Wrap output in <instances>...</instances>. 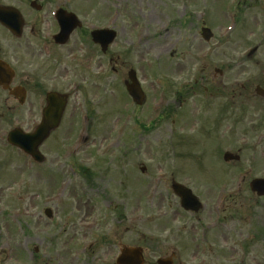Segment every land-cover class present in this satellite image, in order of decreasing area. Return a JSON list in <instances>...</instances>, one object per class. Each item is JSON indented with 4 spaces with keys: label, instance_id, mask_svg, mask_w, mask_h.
Wrapping results in <instances>:
<instances>
[{
    "label": "flooded vegetation",
    "instance_id": "af4514ba",
    "mask_svg": "<svg viewBox=\"0 0 264 264\" xmlns=\"http://www.w3.org/2000/svg\"><path fill=\"white\" fill-rule=\"evenodd\" d=\"M76 3L77 0H0V152L21 155L8 142L9 135L21 138L23 133H36L44 119L49 118L46 121L49 135L38 148L45 159L43 163H32L36 175L48 177L52 194L54 182L97 183V146L95 141L88 140L90 135H97V78L105 79L116 103L115 118H126L128 142L123 145L127 151L145 149L141 146L153 118H157L153 126L167 133L160 139L162 157L156 178L164 194L152 191L159 195L160 206H156L153 217L136 223L130 222L127 215L131 212L126 207L129 192L120 193V202H115L110 194L116 205L102 201L106 205L105 214L114 215V223H110L97 217L100 213L95 205L97 187L92 195H85V190H62L61 196L66 193L73 194L75 199L80 197L77 205L68 209L55 207L47 228H39L40 223L19 222L20 237L14 241L13 249L15 264L25 252L29 255L26 264H117L123 247L141 248L142 257L132 254L122 259L128 264L139 261L140 264H199L197 249H192L196 240L185 243L182 236L187 228L175 227L179 216L185 218L184 215L190 214L195 219L197 213L182 211L180 199L172 191L173 183L193 177L192 171L180 165L184 158H195L192 134L201 141L208 138L215 141L212 151L220 165L216 176L231 166L241 168L234 181L246 188L235 193L247 195L242 203L264 206V193L249 189L251 181L264 180L261 169L264 167V0H216L215 4L206 6L196 22L193 38H198L207 50L191 52L194 71L190 80L181 82L182 78L178 77L174 83L171 77L166 79V75H161L164 84L166 80L170 83V90L166 94L163 87L164 97L158 101L157 115H152L150 110L151 86L146 80L149 71L145 63L142 69H136L130 53L103 55L107 58L109 75L101 78L105 71L102 72L101 63L97 64V44L90 38L94 27L86 25L85 9ZM229 23V30L225 31ZM73 27L67 35L63 33ZM203 28L208 29L207 41L201 38ZM139 53L143 59L144 51ZM135 84L143 95L140 104L133 102L127 93V88ZM49 95L56 99L50 105ZM119 95L120 100L123 98L121 103ZM198 102L205 104L201 107L206 110L201 116L202 129L194 131L192 124ZM119 104L123 105V111H115ZM118 120L114 121L116 128ZM226 151L232 155L225 158ZM7 160L0 159L3 163ZM108 163L116 168L120 166L128 187L133 180L134 165L127 153L118 164L116 159ZM108 169L104 167L103 171L107 173ZM140 170L145 172L146 167ZM150 180H155L154 175ZM234 196L212 201L209 211L213 217L206 226L209 236L215 234L220 240L226 237L225 232L218 230L224 231L225 226L226 216L220 218V214L236 202ZM51 199L53 202L52 195ZM92 200L94 206L90 205ZM166 210L171 213L167 215ZM18 218L22 221L23 216L19 214ZM30 219H37V215ZM89 222L93 227L84 230L83 226ZM143 226L148 233L150 230L154 233L148 235L139 230ZM251 241L244 238L242 247ZM221 244L225 249L227 239ZM214 245L212 241L208 257L215 252ZM0 253L6 251L1 248ZM222 259L220 264L244 262L242 259L236 262L230 256Z\"/></svg>",
    "mask_w": 264,
    "mask_h": 264
},
{
    "label": "rangeland",
    "instance_id": "374dc122",
    "mask_svg": "<svg viewBox=\"0 0 264 264\" xmlns=\"http://www.w3.org/2000/svg\"><path fill=\"white\" fill-rule=\"evenodd\" d=\"M214 1L216 0H77L78 3L76 4L83 6L82 8L85 9L86 18L84 22H86V25L92 24L97 29L108 28L115 30L117 38L109 49L108 54L118 53L128 55L130 53L129 56H131L133 66L136 69H142L143 63L149 65L150 72H146V69L145 72L148 74L146 80H148L151 86L148 94L149 102H151L157 94L154 89L152 90V82H154L152 77L154 75H158L159 77L166 75V79H168L167 76L180 77L182 78L181 82L192 78L194 66L191 60V52L194 49H198L199 52L207 50V46L198 38H193L196 22L200 18L201 13L204 12L206 6L212 3L215 4ZM139 37H141L139 39L140 42H138ZM163 47H165L166 53L159 55L160 49ZM139 51H144L143 59ZM171 53L174 54L172 58ZM98 63H101L102 72L105 71V76L103 75L101 78L108 77L107 58L102 56L97 48ZM166 82L168 83L167 80ZM106 84L105 79L97 78V113L99 116L97 117V136L90 135V139L88 140L95 141L97 155L101 156L104 154L103 151L105 149L109 150L107 144L114 145L117 137L115 133L113 135L115 129L113 121L118 120L113 113V107L115 108L116 103L110 94L111 86H107ZM167 85H165V88L169 93L170 85ZM101 97L104 102L103 104L100 103L98 108V102ZM122 99L121 97V101ZM200 108L202 111L204 110V107ZM200 108L197 106V109H195L199 117L201 115ZM99 110L101 113H99ZM115 111H123V105L119 104ZM123 121V119L118 120V124L123 123ZM163 131L162 128H152L144 144L141 146H145V149H133L132 151L126 150L125 145H123L127 144L126 136H123L121 137V144L114 151L107 153L102 158L105 162H108L107 159H116V163L118 164L120 157L127 153V157L135 166L133 182L130 183L131 187L129 183L127 187V184L123 181L125 178H122L121 172L123 174L124 172L120 169V166L117 167L116 171L111 166L110 168L108 167L110 175L101 179L97 176V183L95 181L87 182L85 188H81V190H85V194L87 195H92L96 194L94 189L96 190L97 187V204L99 205L105 199L108 205H111L112 202L111 206L116 205L115 202H120L122 196L120 193L131 191L132 194L128 193L127 195L130 201L126 205L128 211L130 210L131 212L127 213V215L131 216L139 213L143 219L148 216L153 217V213H156L157 207L160 206V199L159 195L152 196L149 192L156 186V191L159 194L161 192L164 194L162 186L160 187L159 184L150 180L151 176L157 173L158 167L160 168L161 166L162 154L160 145L158 144L160 143V139L167 134ZM202 131L204 132L205 130ZM136 142H138L137 134H135V141L133 139L135 145ZM194 143L196 144L195 149L198 156L195 158H184L180 160L183 161L182 163L180 162V165L188 171H192L194 174L191 173V175H195L196 177L193 176L192 178L184 179L185 181H181L193 190L205 208L197 213V218L195 219L190 214L184 215L187 216L185 218L179 216V220L175 221V227L187 228L182 236L185 238V243H190L192 239L196 240L192 244V249H197L198 259L201 261L199 264H220L223 260L222 258H228V256L236 262L242 259L244 261L242 264H264V206L261 208L260 205L249 206L242 203L243 201L246 202L243 197L247 195L242 194L246 190L244 185L234 181L238 174L237 172L241 169H238V165L231 166L222 175L216 176L220 171V165L216 162L215 154L212 151V149H215V141H211L208 138L205 141L194 140ZM169 153L170 155L167 157L170 158L172 157V153L170 151ZM1 158L8 159L4 163L2 161L3 165L8 162L10 163L5 167L9 175L2 176L6 173L4 170L0 174V244L5 239L13 243L20 237V232H18V226L16 225L20 220L16 221L14 219L12 215L14 210L22 209L23 212L24 210L28 212L34 210L36 213H41L44 207L51 206L50 208L54 211V205L48 204L47 199L52 194L48 177L46 175H36L34 168H31L30 164H26L24 162L25 159L18 154L8 152ZM98 163L99 161L97 160ZM143 164L146 165L144 173L140 171ZM0 166L2 167L1 163ZM125 169H128V166ZM261 169H264V167ZM72 184H69L70 191L75 192L76 184L73 186ZM220 191H225L226 193L242 191L241 194L234 196L236 202L228 205L220 214V218L226 216L223 222L225 225L224 231L218 228L220 232L226 233V237L224 236L221 240L217 239L215 234L209 236L206 227L213 217L212 214L210 215V206H212V201L215 200L216 193ZM110 194L115 202L112 201ZM68 196L66 194L63 203H68L69 205L71 201H75V198L73 194ZM91 202L90 205L93 204ZM97 204L95 205L97 206ZM102 205L105 206V204ZM60 207L58 206V208ZM139 209L141 210L139 211ZM166 212L167 215L171 213L167 210ZM100 213L99 217L103 220L102 222L104 220L110 223L113 222V214ZM66 216L70 220L72 219L71 216ZM247 216L249 218L245 220ZM21 222L40 223L41 225H38L39 228H47V221L42 214L41 216H37V219L33 221L24 220ZM139 230H143L142 232L148 235L154 233L153 230H150V233H148L146 226L139 227ZM15 232L19 233V235L15 236ZM255 232L257 234L253 237L252 235ZM239 235L243 236L240 237ZM244 238H250L253 241L247 243V246L242 247ZM226 239L227 244L224 249L221 243H225ZM212 241L215 244L213 247L215 252L211 253V257H208L209 245L212 244ZM222 246L224 250H222ZM1 248H4V246H1ZM14 259H16L15 256L11 255L8 260H5V264H15ZM27 261H29L28 254H23L16 260V262H19L18 264H26Z\"/></svg>",
    "mask_w": 264,
    "mask_h": 264
},
{
    "label": "water",
    "instance_id": "95a60500",
    "mask_svg": "<svg viewBox=\"0 0 264 264\" xmlns=\"http://www.w3.org/2000/svg\"><path fill=\"white\" fill-rule=\"evenodd\" d=\"M68 34V33H67ZM65 34V35H67ZM92 38L93 41L97 42V44H99L102 48V51H105V49L107 48V46L112 42L113 38H114V33L111 31H107V30H97L95 32L92 33ZM48 133V127L46 129H44L43 131H40L37 133V135H32L30 137H27V139H23V142H26L27 144H29L30 146L33 145L32 140L39 136L37 139H39L36 144H34L32 147L28 146V150L27 152L32 155L34 158L36 157V153H35V147L36 145L39 143L40 140L44 139L47 136ZM20 145V144H19ZM24 148V146H21ZM264 187V182L260 183L258 181L251 183V188L253 190L258 189V188H262ZM175 192L181 197L182 199V206L185 207L186 209L192 208L193 210H196L199 205H197V208L192 207L188 200L191 199L189 192L188 191H180V189H175Z\"/></svg>",
    "mask_w": 264,
    "mask_h": 264
}]
</instances>
